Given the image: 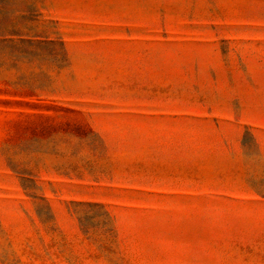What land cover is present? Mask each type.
Wrapping results in <instances>:
<instances>
[{
    "label": "rangeland",
    "instance_id": "1",
    "mask_svg": "<svg viewBox=\"0 0 264 264\" xmlns=\"http://www.w3.org/2000/svg\"><path fill=\"white\" fill-rule=\"evenodd\" d=\"M0 264H264V0H0Z\"/></svg>",
    "mask_w": 264,
    "mask_h": 264
}]
</instances>
